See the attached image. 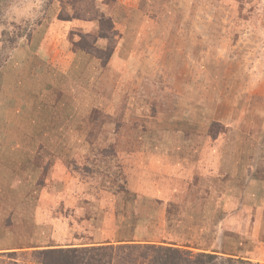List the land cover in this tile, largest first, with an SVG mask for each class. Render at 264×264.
<instances>
[{
	"label": "rangeland",
	"instance_id": "rangeland-1",
	"mask_svg": "<svg viewBox=\"0 0 264 264\" xmlns=\"http://www.w3.org/2000/svg\"><path fill=\"white\" fill-rule=\"evenodd\" d=\"M1 1L0 207L20 203L26 170L24 198L67 223L37 245L171 244L264 264V0ZM228 158L236 174L214 173ZM206 197L245 201L257 222L234 239L196 206L184 215ZM19 234L0 233L15 247L0 253L33 250Z\"/></svg>",
	"mask_w": 264,
	"mask_h": 264
},
{
	"label": "trees",
	"instance_id": "trees-1",
	"mask_svg": "<svg viewBox=\"0 0 264 264\" xmlns=\"http://www.w3.org/2000/svg\"><path fill=\"white\" fill-rule=\"evenodd\" d=\"M0 2H2L0 0ZM12 0H4L2 4L10 6ZM80 6V5H79ZM5 7V6H4ZM61 20H72L81 18L78 16L58 15ZM101 20V30H107L103 18ZM111 21V20H110ZM1 22V21H0ZM114 29L112 22L109 30ZM101 38H108L107 34H102ZM77 48L90 53L89 47L78 42ZM107 54V52H106ZM97 54L106 64L108 57ZM33 250L26 251L22 258L16 257L18 251L1 252L0 264H253L252 262L238 257L224 256L212 252H193L190 249L182 248L171 244L156 243H130L119 244H99L84 246L48 247L42 248L33 246ZM8 256V259L5 258Z\"/></svg>",
	"mask_w": 264,
	"mask_h": 264
},
{
	"label": "crops",
	"instance_id": "crops-1",
	"mask_svg": "<svg viewBox=\"0 0 264 264\" xmlns=\"http://www.w3.org/2000/svg\"><path fill=\"white\" fill-rule=\"evenodd\" d=\"M59 22L61 21L59 20ZM35 169L37 171V166ZM215 169L216 170L214 173H216L217 175L222 176L228 173L230 174V176H234L238 168L236 167V164L232 165L228 158L226 160L222 159V161H218V163H216L215 160ZM25 172L26 170L16 174L17 176L23 178L18 182L19 185H17L16 187V189H18V196L21 198L20 203H18L17 201L13 204H3V206L0 207L4 210V212L0 213V224H3L2 226L0 225V233H2V236H9V239L10 236L14 237L16 233H20V240H29L32 242H30L32 245H37L43 243V241H48L49 235L47 232L50 233V231L52 232V230L57 231V229L61 227L64 228L67 223H65L60 217H54L52 215V208H54L56 204H46V202L43 201L42 198H38L36 202H28L24 198L23 193H28L30 188L28 185V179L25 177ZM222 183H226V188H228L227 190L231 189V187L234 186L232 180H227ZM12 191H15V188L9 190V192ZM226 192L222 191L221 193L225 194ZM243 193L244 196L247 197L250 195V201L252 200L253 190L251 191L250 183L248 182V180L246 183V189L244 188ZM19 197L15 198L18 199ZM224 197L225 196L223 195L220 196V198L222 199H224ZM207 198L208 197H206L205 200H198L195 205L185 204L183 207V209H185L184 215H188L189 211H191L196 206L197 211H199L200 218L203 217V219H206L211 216L213 217V219L218 220L217 223L225 224V226L230 229L228 231L231 232V236L234 237V239L237 233L239 234L240 232H244L247 227L255 225V223L257 222L255 218L253 219L252 213L249 209L251 207L248 208L247 204H245V201L240 203L231 198L230 202L224 204L222 202L223 200L221 199L219 200V203H215L212 200H207ZM261 201L263 203L261 204V206L264 207V197H261ZM5 211L7 212L5 213ZM8 218L12 219L11 228L7 226L3 228L4 224L7 223L6 220ZM57 232L59 234V231ZM4 245L6 244H2V246H0V249L15 248L11 247L12 245Z\"/></svg>",
	"mask_w": 264,
	"mask_h": 264
}]
</instances>
